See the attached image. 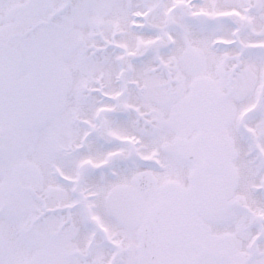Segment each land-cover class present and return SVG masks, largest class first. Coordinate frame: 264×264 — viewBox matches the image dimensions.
<instances>
[{
	"label": "snow or ice",
	"instance_id": "6c2138e0",
	"mask_svg": "<svg viewBox=\"0 0 264 264\" xmlns=\"http://www.w3.org/2000/svg\"><path fill=\"white\" fill-rule=\"evenodd\" d=\"M0 264H264V0H0Z\"/></svg>",
	"mask_w": 264,
	"mask_h": 264
}]
</instances>
